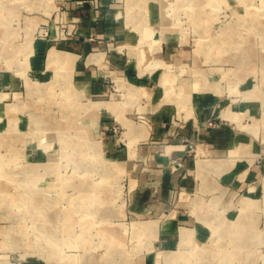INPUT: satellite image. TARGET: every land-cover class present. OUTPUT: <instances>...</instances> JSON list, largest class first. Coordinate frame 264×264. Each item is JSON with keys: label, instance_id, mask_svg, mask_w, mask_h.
Listing matches in <instances>:
<instances>
[{"label": "rangeland", "instance_id": "374dc122", "mask_svg": "<svg viewBox=\"0 0 264 264\" xmlns=\"http://www.w3.org/2000/svg\"><path fill=\"white\" fill-rule=\"evenodd\" d=\"M67 1L0 0V264H264V247L220 230L201 243L165 240L161 226L177 209L131 212L133 187L97 164L91 130L65 116L63 88L29 89L45 76L49 48L64 40ZM157 1L169 31L197 49L189 64L200 70H186L189 83L237 98L242 78L264 88V0Z\"/></svg>", "mask_w": 264, "mask_h": 264}, {"label": "crops", "instance_id": "0c3cea01", "mask_svg": "<svg viewBox=\"0 0 264 264\" xmlns=\"http://www.w3.org/2000/svg\"><path fill=\"white\" fill-rule=\"evenodd\" d=\"M163 7L157 0H68L67 35L49 48L45 76L29 89L52 81L63 88L65 116L91 130L97 164L133 187L131 212L177 209L161 226L165 240L201 243L220 230L264 247V88L242 78L237 98L189 83L186 70H200L189 64L197 49L169 31ZM90 102L103 103L94 105L95 120L85 111Z\"/></svg>", "mask_w": 264, "mask_h": 264}, {"label": "bare ground", "instance_id": "6f19581e", "mask_svg": "<svg viewBox=\"0 0 264 264\" xmlns=\"http://www.w3.org/2000/svg\"><path fill=\"white\" fill-rule=\"evenodd\" d=\"M171 29V28H170ZM172 72V71H171ZM170 76V75H169ZM181 82V81H180ZM42 85V84H41ZM69 86V85H68ZM165 87L167 88V85H165ZM48 88L49 87H47V86H42V87H37V88H35V91L38 93V92H47L48 91ZM34 89V88H33ZM170 91V90H169ZM168 93V92H167ZM166 94V93H165ZM101 104H103V103H101V102H90V103H88L87 104V106H86V108H85V111L87 112V114L88 115H90L91 117H93V120H95V118H96V109H95V106H99V105H101ZM95 105V106H94ZM87 115V116H88ZM83 119H85V118H83ZM88 119V118H87ZM88 121V120H87ZM50 122V121H49ZM84 122H86V121H84ZM90 122V121H89ZM88 122V123H89ZM82 123V122H81ZM87 124V123H86ZM67 127H69V126H67ZM86 129V128H85ZM45 136V135H44ZM38 137V136H37ZM45 140V139H44ZM33 142V141H32ZM41 145V144H40ZM48 145V144H47ZM9 148V147H8ZM94 148H95V152H96V155L98 156V154L100 155V149H99V145H98V143H95V146H94ZM54 163V162H53ZM48 168V167H47ZM52 168V167H51ZM35 172V171H34ZM35 176V175H34ZM39 219V218H38ZM43 228V227H42ZM182 244H184L185 242H183V240H182V242H181ZM222 260H225V258H223Z\"/></svg>", "mask_w": 264, "mask_h": 264}]
</instances>
